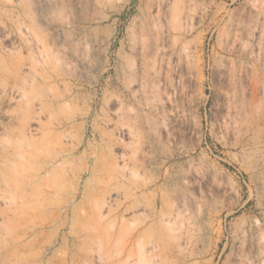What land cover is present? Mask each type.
<instances>
[{
  "label": "rangeland",
  "instance_id": "374dc122",
  "mask_svg": "<svg viewBox=\"0 0 264 264\" xmlns=\"http://www.w3.org/2000/svg\"><path fill=\"white\" fill-rule=\"evenodd\" d=\"M52 1L0 0V264H264V0Z\"/></svg>",
  "mask_w": 264,
  "mask_h": 264
},
{
  "label": "bare ground",
  "instance_id": "6f19581e",
  "mask_svg": "<svg viewBox=\"0 0 264 264\" xmlns=\"http://www.w3.org/2000/svg\"><path fill=\"white\" fill-rule=\"evenodd\" d=\"M74 1H76L77 2V0H57V2H56V0L54 1H52V2H50L49 4H50V6L52 5L53 7H54V9L55 8H58V6H61V7H66V6H68V5H72L73 4V2ZM75 3V2H74ZM79 3H81V1H79ZM34 5L36 6V8H38L39 6H40V0H34ZM81 5V4H80ZM40 8V7H39ZM54 29V28H53ZM78 29V28H77ZM80 29V28H79ZM65 31V30H64ZM88 32V31H87ZM86 32V33H87ZM52 35H54V40L56 41V42H58V43H61V44H63V42L65 43V39H67L66 37L64 38L63 36L62 37H60L57 33H55V34H52ZM83 37H87V34H83ZM80 39V38H79ZM84 39V38H83ZM68 41V40H67ZM90 41V40H89ZM68 42H66V44H67ZM91 44V43H90ZM68 45V44H67ZM66 45V46H67ZM83 46V45H82ZM63 51H66L65 49L63 50ZM68 52H69V50H68ZM70 54H72V56L73 55H75V58L78 60V63L80 64V65H82L83 63H84V61H85V59H86V56L83 54V51H79V54H75L74 53V51H72V52H69ZM87 62V61H86ZM85 62V63H86ZM84 65V64H83Z\"/></svg>",
  "mask_w": 264,
  "mask_h": 264
}]
</instances>
